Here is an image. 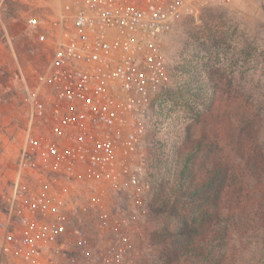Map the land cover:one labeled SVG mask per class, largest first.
Masks as SVG:
<instances>
[{
    "label": "rangeland",
    "instance_id": "rangeland-1",
    "mask_svg": "<svg viewBox=\"0 0 264 264\" xmlns=\"http://www.w3.org/2000/svg\"><path fill=\"white\" fill-rule=\"evenodd\" d=\"M59 2L0 0V264H195L197 252L178 248V222L195 203L210 208L232 165L242 192L260 189L264 197V182L242 170L264 155V0L204 3L170 33L164 47L170 82L147 112L137 190L107 192L98 208L90 201L96 186L22 176L24 184L65 194L77 206L72 225L87 251L71 239L67 250L46 249L26 262L2 252L1 242L30 121L26 88L45 71L61 37L54 25ZM40 32L45 42L37 40ZM210 225L203 219L191 248L209 236Z\"/></svg>",
    "mask_w": 264,
    "mask_h": 264
},
{
    "label": "built area",
    "instance_id": "built-area-1",
    "mask_svg": "<svg viewBox=\"0 0 264 264\" xmlns=\"http://www.w3.org/2000/svg\"><path fill=\"white\" fill-rule=\"evenodd\" d=\"M231 0H60L61 31L45 71L26 88L30 121L6 209L1 251L31 262L44 250L85 252L72 223L77 206L65 194L42 191L22 176L96 186L91 204L107 192L137 190L147 112L170 82L165 44L186 15L208 2ZM37 26L34 18L28 20ZM46 41L43 32L36 34ZM87 252V251H86Z\"/></svg>",
    "mask_w": 264,
    "mask_h": 264
},
{
    "label": "trees",
    "instance_id": "trees-1",
    "mask_svg": "<svg viewBox=\"0 0 264 264\" xmlns=\"http://www.w3.org/2000/svg\"><path fill=\"white\" fill-rule=\"evenodd\" d=\"M249 163L246 168L240 166L243 173L247 171L264 182V155L258 160L250 159ZM229 170L232 174L229 178L226 175L227 183H223L226 187L216 190L210 208L205 210L195 203L190 215L178 222V248L184 253L197 252L195 264H264V197L259 196L260 189L248 188L243 193V187L237 185L238 170L233 165ZM211 180V183L217 180L215 172ZM203 219H210V234L191 248V236L201 229Z\"/></svg>",
    "mask_w": 264,
    "mask_h": 264
}]
</instances>
